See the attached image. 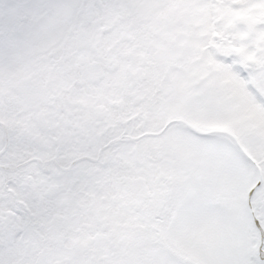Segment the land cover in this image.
<instances>
[{"label": "snow or ice", "instance_id": "1", "mask_svg": "<svg viewBox=\"0 0 264 264\" xmlns=\"http://www.w3.org/2000/svg\"><path fill=\"white\" fill-rule=\"evenodd\" d=\"M0 264H264V0H0Z\"/></svg>", "mask_w": 264, "mask_h": 264}]
</instances>
